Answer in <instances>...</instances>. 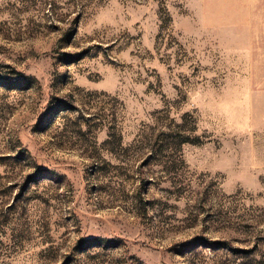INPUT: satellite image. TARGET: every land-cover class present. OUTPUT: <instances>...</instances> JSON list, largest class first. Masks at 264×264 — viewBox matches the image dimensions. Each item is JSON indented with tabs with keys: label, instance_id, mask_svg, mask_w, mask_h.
I'll return each mask as SVG.
<instances>
[{
	"label": "rangeland",
	"instance_id": "1",
	"mask_svg": "<svg viewBox=\"0 0 264 264\" xmlns=\"http://www.w3.org/2000/svg\"><path fill=\"white\" fill-rule=\"evenodd\" d=\"M0 264H264V0H0Z\"/></svg>",
	"mask_w": 264,
	"mask_h": 264
}]
</instances>
